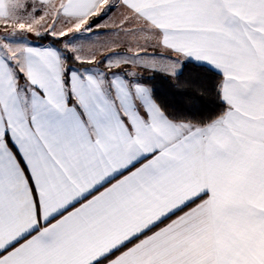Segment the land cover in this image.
I'll return each instance as SVG.
<instances>
[{"label": "snow or ice", "instance_id": "obj_1", "mask_svg": "<svg viewBox=\"0 0 264 264\" xmlns=\"http://www.w3.org/2000/svg\"><path fill=\"white\" fill-rule=\"evenodd\" d=\"M0 264H264V0H0Z\"/></svg>", "mask_w": 264, "mask_h": 264}]
</instances>
